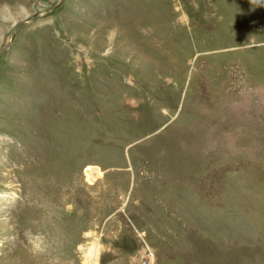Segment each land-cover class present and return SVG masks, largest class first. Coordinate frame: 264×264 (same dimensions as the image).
Returning a JSON list of instances; mask_svg holds the SVG:
<instances>
[{"label":"rangeland","instance_id":"rangeland-1","mask_svg":"<svg viewBox=\"0 0 264 264\" xmlns=\"http://www.w3.org/2000/svg\"><path fill=\"white\" fill-rule=\"evenodd\" d=\"M4 44L0 264H264V0H0Z\"/></svg>","mask_w":264,"mask_h":264},{"label":"clouds","instance_id":"clouds-1","mask_svg":"<svg viewBox=\"0 0 264 264\" xmlns=\"http://www.w3.org/2000/svg\"><path fill=\"white\" fill-rule=\"evenodd\" d=\"M29 244L32 245L30 250H31L33 255L40 254L46 250L45 245H44V241L42 239L30 238Z\"/></svg>","mask_w":264,"mask_h":264},{"label":"water","instance_id":"water-1","mask_svg":"<svg viewBox=\"0 0 264 264\" xmlns=\"http://www.w3.org/2000/svg\"><path fill=\"white\" fill-rule=\"evenodd\" d=\"M6 46V44H4L1 48H0V55L2 54V51L4 49V47Z\"/></svg>","mask_w":264,"mask_h":264},{"label":"bare ground","instance_id":"bare-ground-1","mask_svg":"<svg viewBox=\"0 0 264 264\" xmlns=\"http://www.w3.org/2000/svg\"><path fill=\"white\" fill-rule=\"evenodd\" d=\"M97 250H98V248H96V250H95V251L97 252ZM91 251H92V250H91Z\"/></svg>","mask_w":264,"mask_h":264}]
</instances>
